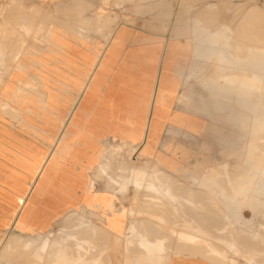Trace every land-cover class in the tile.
<instances>
[{
  "label": "rangeland",
  "instance_id": "rangeland-1",
  "mask_svg": "<svg viewBox=\"0 0 264 264\" xmlns=\"http://www.w3.org/2000/svg\"><path fill=\"white\" fill-rule=\"evenodd\" d=\"M216 4H220L221 9L225 7L228 13H226L225 8L221 10ZM236 5L241 8H237ZM226 6H229V9ZM216 7L219 8H217V12H215ZM232 10H234V13H231ZM235 11L238 13L236 14ZM163 13H168V15L163 16ZM223 13L225 16L222 15ZM128 23L134 28H144L161 34L160 36L164 38V45L166 44L167 51L170 53L189 49L188 46L186 48L181 47L177 42H171V40L188 42L192 53V65L187 71V78L190 81L185 82L184 93L190 95V98L186 99L182 96L178 102L182 103V100L185 99L187 102L184 107L192 102V110L195 107V110L200 112L196 111V114L204 124L205 129L202 151L197 156L193 166L191 165L188 171L185 172L195 173V175L191 178H182V181L166 174L169 172L162 169L159 164L150 162V159L144 157L143 162L141 161L142 165L138 167L140 171L132 174L130 159L134 149L127 155L126 161L128 163H125L126 148L119 145L109 147L111 155L104 158L99 169L104 171L110 163L109 160L116 157L119 173L129 172L128 176L121 178L116 183L115 192L123 195L131 190L134 193L130 201L132 207L129 212V223L124 244L128 254L135 245H137L138 253L143 254V257L140 258L126 257V264H165L167 259L164 256L168 254L170 248L168 244L172 240L176 241V244L178 242L177 248L183 249L187 246V250L195 249L196 258L206 264H263L264 175H261V169L264 166V127L256 130L254 125H256L255 123H262L261 125L264 126V70L259 71L260 67L264 66V0H0V42L2 47L0 50V85H4V79L10 73L18 70L21 72L27 71L28 67L24 60L27 55L33 54L35 56L33 60H30L31 63L28 61L31 65L41 60L39 57L42 55L44 48L52 45V42L48 41V37L61 32L55 27H70L76 30L78 26L83 32L81 33L83 37L91 38L93 34L97 35L98 33L101 37L104 36L105 26H118L117 28L113 26L109 30L108 40L117 33L119 25H128ZM43 39L45 40L43 41ZM171 46L176 47V49L170 50ZM243 58H246V60H243ZM252 58H254V62L251 61ZM254 65L259 69L253 68ZM218 74H221L219 79H217ZM252 75L258 76L261 83ZM232 77L234 80H229ZM204 85L219 87L222 90L220 93L223 97L220 101L223 113L214 112L212 117L201 113L198 108L201 99L197 96L204 100L209 99L210 96L208 88ZM22 95L24 94L18 91L14 94L16 99L14 96L8 98L5 95V90H0L1 108L6 111L8 109L7 102L9 101L16 104L18 112L16 113L15 126L27 133H32L31 136H43L41 131L34 132L33 126L35 121H40L38 125L42 127L44 122H47L48 115L40 114L39 116L36 113H21L20 105H24L28 101V98H24ZM40 104L44 105L43 102ZM55 104L59 105V102ZM76 104L77 100L73 101V109L69 113L67 123L62 125V129L56 136L57 142L62 137H76L73 131L74 124L70 125L74 105ZM235 115L238 118L242 117L244 125L240 123L231 124L235 121ZM68 126L71 127L67 130ZM6 134L7 132L0 124V138L3 139ZM16 148L23 150L25 154L27 153L26 147ZM4 149L7 150V147L0 148V154H3ZM13 154L17 156L15 153ZM4 156L11 159L6 155ZM22 160L21 158L19 161H13L12 163L28 173H33L29 170L34 164L35 168L41 165L40 161H36L32 165V163L29 164L27 161L23 160V162ZM44 163L42 162V166H44ZM55 164L56 162H52L50 173H54ZM2 168L0 167V193L14 194L16 188L24 183V176L17 171H7ZM252 169L257 170L256 184L252 187L254 192L249 193L247 190L245 194L243 193L244 197L241 199L237 195L238 193H235L237 191L236 187H240L245 180H243L244 175L250 173ZM150 185H153L154 188H150ZM189 185L195 191L192 192L193 189L189 188ZM179 187L182 188V191ZM185 189L189 193H184L186 192ZM149 191L152 192V195H148ZM178 193L185 195H179ZM234 197L237 200L235 204L231 202ZM22 198L19 203L23 200ZM210 198L211 203H209ZM18 204L13 209L9 208L8 210L3 205L0 207L5 226L14 217ZM135 205L137 208H135ZM170 207L174 210L172 209V211ZM79 216L76 211H72L64 217L63 224L57 225L56 229L37 238L40 239V242L37 239L17 242L15 241L16 238L11 236L13 233L12 227L8 226L6 234L9 236L7 242L4 243L6 244L5 248L11 247L12 249L13 247L17 248V245L24 246L26 244L28 246L25 250L27 253L34 249L29 254V262L25 261L24 264H57V261L58 264H105L104 259H101L102 254L97 252V247L92 240L95 236H98L96 233L98 234L100 230L98 231L97 228L94 230L93 223L87 221V219L82 221V216L78 220L80 222H76L75 218ZM90 217L95 218L92 215ZM66 218H69V220L65 221ZM71 218L72 220H70ZM142 218L143 221H141ZM144 219H146V222ZM207 220L209 223H207ZM147 223H151L157 228H154L151 224L149 226ZM70 225H72V230ZM66 228H70L69 232ZM146 228L151 229L150 233H154L158 229L159 232H155L158 237L156 235L154 237V234L151 235ZM73 229L78 232L73 231ZM79 232L81 239L78 236ZM161 232L165 237L160 238ZM165 233L171 236L168 237ZM54 235L55 237H53ZM85 236H89L87 237L89 239H85ZM150 236L154 238L152 237V239ZM171 237L175 239L171 240ZM182 242H185L186 245L184 246ZM70 243L72 244L70 245ZM26 245L25 247H27ZM180 245H183V248ZM42 248H45V250ZM66 248L67 250H65ZM50 250L53 252L50 253ZM90 251L93 256L90 255ZM54 253L55 255L51 257V254ZM73 253H75V256ZM47 256L48 259H45Z\"/></svg>",
  "mask_w": 264,
  "mask_h": 264
},
{
  "label": "crops",
  "instance_id": "crops-1",
  "mask_svg": "<svg viewBox=\"0 0 264 264\" xmlns=\"http://www.w3.org/2000/svg\"><path fill=\"white\" fill-rule=\"evenodd\" d=\"M113 26H105L104 36L98 33L91 38L83 37L78 26L76 30L55 27L61 31L57 35L59 39L44 48L41 60L32 65L27 63L26 72L10 73L4 85H0L8 98L21 91L22 97L29 102L32 100V103L20 105L21 113L48 115L42 127L38 125L40 121H35L33 126L34 132L41 131L43 136H31L15 126L16 104L7 102L6 111L0 106V124L7 132L3 139L0 138V148L7 147L0 154V167L22 174L27 188L7 226L0 211V264H24L30 259L20 245L17 249L5 248L8 226L12 227L11 236L15 241H32L56 229L72 211L82 216V221L87 219L97 225L101 233L92 240L105 264H126V257H143L137 245L128 254L124 244L134 193L131 190L123 195L115 192L116 183L129 173H119L116 157L109 160L104 171L99 169L104 158L111 155L110 146L126 148L125 163L132 149L139 148L142 162L143 157L153 159L173 178L181 180L195 175L185 172L202 151L205 126L197 117V110L184 107L185 99L178 102L182 96L190 98L184 93L185 82L190 81L187 71L192 65L188 42L171 40L189 49L165 53L161 34L134 28L129 23L119 25L117 33L107 40ZM212 94L209 93V99H217L215 110L201 112L209 117L214 112L223 113L220 101L223 95ZM75 100L78 101L70 125L74 124L76 137H62L57 142L56 136L67 123ZM57 102L59 105L55 104ZM234 123L243 124L242 117L235 115L231 124ZM16 147H26L27 153ZM21 158L32 165L40 161L41 165L35 168L34 164L29 170L33 173H28L12 163ZM52 162H56L54 173H50ZM256 171L252 169L246 173L243 183L236 187L239 198L243 199L247 190L254 192ZM188 187L195 191L190 185ZM231 202L235 204L236 197ZM80 216L76 217V222H80ZM168 246L165 264H206L196 258L195 249L177 248L175 241Z\"/></svg>",
  "mask_w": 264,
  "mask_h": 264
},
{
  "label": "bare ground",
  "instance_id": "bare-ground-1",
  "mask_svg": "<svg viewBox=\"0 0 264 264\" xmlns=\"http://www.w3.org/2000/svg\"><path fill=\"white\" fill-rule=\"evenodd\" d=\"M71 1V0H70ZM82 2V1H81ZM222 2L220 1V4H221ZM219 4V5H220ZM217 5V4H216ZM219 5H217L218 7H219ZM222 5V4H221ZM227 5H230V4H227ZM235 5V4H234ZM237 6V8L239 7L238 5H236ZM252 6V5H251ZM216 7V11L215 12H217V10L220 8L221 9V7ZM227 7V9H229V6H226ZM233 7V6H232ZM218 8V9H217ZM223 8H225V7H223ZM222 8V9H223ZM239 8H241V7H239ZM221 9V10H222ZM231 9H233V8H231ZM235 9H236V7H235ZM244 9V8H243ZM251 9V8H250ZM254 9V8H253ZM252 9V10H253ZM220 10V11H221ZM252 10H249V11H252ZM254 10H256V9H254ZM219 11V12H220ZM225 11H226V8H225ZM234 10H232V12L231 13H234L233 12ZM238 12H239V9L237 10ZM68 12V11H67ZM214 12V13H215ZM238 12H236L235 11V13L237 14ZM242 12H243V10H242ZM213 13V12H212ZM226 13H228L227 11H226ZM250 13V12H249ZM252 13H254V12H252ZM255 14V13H254ZM214 15V14H213ZM222 15H224V13L222 14ZM202 16V15H201ZM225 16V15H224ZM252 16V15H251ZM253 16H255V15H253ZM223 17V16H222ZM240 18V17H239ZM241 19V18H240ZM50 23V22H49ZM212 24V23H211ZM210 24V25H211ZM255 24V23H254ZM200 25V24H199ZM221 28V27H220ZM44 30V29H43ZM50 30V29H49ZM48 30V31H49ZM222 30V29H221ZM37 31V30H36ZM44 32V31H43ZM225 32V31H224ZM226 33V32H225ZM41 34V33H40ZM168 34V33H167ZM227 34V33H226ZM245 34V33H244ZM58 34L57 33H54V34H52V35H50L49 37H48V41H51L52 43H53V40L55 41V40H57L58 41V36H57ZM108 35V34H107ZM228 35V34H227ZM36 36V35H35ZM41 37V36H40ZM46 37V36H45ZM43 38V37H42ZM56 38V39H55ZM167 38V37H166ZM228 38V37H227ZM229 39V38H228ZM45 39H43V41H44ZM230 40H232L231 38H230ZM39 41V40H38ZM251 42V41H250ZM44 45H45V43H44ZM214 45H216V44H214ZM50 46V45H49ZM41 47V46H40ZM231 47V46H230ZM234 44H233V49H234ZM46 48V47H45ZM164 51L166 52L167 50H168V48H167V46H166V44L164 45ZM245 48V47H244ZM176 49V47H172L171 46V48H170V50H175ZM28 50V49H27ZM26 50V51H27ZM39 51V50H38ZM28 52H30V51H28ZM27 52V53H28ZM37 52V51H36ZM35 52V53H36ZM207 52V51H206ZM26 53V54H27ZM34 53V54H35ZM39 53V52H38ZM203 53H204V51H203ZM25 53L23 52V55H24ZM42 54V53H41ZM165 54V53H164ZM163 54V55H164ZM233 54H235V53H233ZM22 55V54H21ZM36 55V54H35ZM239 55V54H238ZM38 56V55H37ZM241 56V55H240ZM22 57V56H21ZM24 57V56H23ZM22 57V58H23ZM34 55L32 54V55H27L26 57H24V60H25V63L27 64L28 63V61L31 63L32 61H30V60H33L34 59ZM245 57V56H244ZM19 59H21V58H19ZM239 60V59H238ZM241 60V59H240ZM243 60H246V58L244 59L243 58ZM20 61V60H19ZM36 61H38V60H36ZM251 61L252 62H254V58H252L251 59ZM18 63V62H17ZM23 65V64H22ZM31 65V64H30ZM209 65V64H208ZM259 65H261V64H259ZM19 66V65H18ZM21 66V65H20ZM31 67V66H30ZM253 68H257V69H259V67H255V65L253 66ZM2 69V68H1ZM159 69H161V68H159ZM27 70V69H26ZM121 70V69H120ZM264 70V66L262 65L261 67H260V69H259V71H263ZM19 71V70H18ZM167 72V71H166ZM216 73V72H215ZM132 74H133V72H132ZM136 74V73H135ZM158 74V73H157ZM164 74V73H163ZM238 74H240V73H238ZM121 75H122V73H121ZM225 75V74H224ZM236 75V74H235ZM241 75V74H240ZM163 76V75H162ZM248 76V75H247ZM253 76V78H255L256 80H258V76H256V75H252ZM221 77V74H218L217 75V79H219ZM163 78V77H162ZM161 79V78H160ZM119 80V79H118ZM157 80V79H156ZM164 80V79H163ZM168 80V79H167ZM229 80H234V78L232 77L231 79H229ZM171 81V80H170ZM259 81V80H258ZM257 82V81H256ZM260 82V81H259ZM258 82V83H259ZM126 83V82H125ZM261 83V82H260ZM156 84V83H155ZM164 84V83H163ZM166 85V84H165ZM132 86V85H131ZM144 87V86H143ZM165 87V86H164ZM169 87V86H168ZM205 87H207L208 89H209V91L210 92H212L213 94L212 95H220V92L222 91L219 87H213V86H209V85H206ZM157 89V88H156ZM158 90V89H157ZM163 91V90H162ZM20 92V91H19ZM92 92V91H91ZM88 95V94H87ZM86 95V96H87ZM14 96V95H13ZM211 96V95H210ZM15 97V96H14ZM84 97V96H83ZM119 98V97H118ZM15 99H16V97H15ZM153 99V98H152ZM158 99H159V97H158ZM157 99V100H158ZM92 100V99H91ZM118 100V99H117ZM119 100H121V99H119ZM78 101V100H77ZM163 101V100H162ZM15 103H16V101H15ZM29 103H32V100L29 102V99H28V101L25 103V105H27V104H29ZM87 103V102H86ZM85 103V104H86ZM89 103V102H88ZM103 103V102H102ZM35 105V104H34ZM89 105V104H88ZM93 105V104H92ZM144 105V104H143ZM167 105V104H166ZM75 106V105H74ZM91 106V105H90ZM147 106V105H146ZM157 106V105H156ZM216 100L214 99H206V100H201V102H200V106L198 107L199 109H200V111L201 112H209V111H212V110H215V108H216ZM151 107V106H150ZM164 107V106H163ZM188 107H191L192 108V102L190 103V104H188V106H186L185 108H188ZM89 108V107H88ZM163 109H165V108H163ZM167 109V108H166ZM183 109V108H182ZM194 109V111H195V107L193 108ZM259 109V108H258ZM19 110V109H18ZM91 110V109H90ZM89 110V111H90ZM157 110H161V108L160 109H157ZM18 112V111H17ZM150 112V111H149ZM154 112V111H153ZM164 112V111H163ZM258 112V111H257ZM100 113V112H99ZM161 113V115H162V112H160ZM158 114V116H159V113H157ZM157 114H153V115H157ZM168 114V113H167ZM97 115V114H96ZM101 115V114H100ZM39 116H40V114H39ZM17 117H18V115H17ZM93 117H95V116H93ZM102 117V116H101ZM157 117V116H156ZM160 117V116H159ZM163 117V116H162ZM155 118V117H154ZM153 118V119H154ZM136 119V118H135ZM97 120V119H96ZM20 121V120H19ZM91 122H92V120H90ZM99 121V120H98ZM97 121V122H98ZM157 121V120H156ZM259 121V120H258ZM76 122V121H75ZM263 122V121H262ZM93 123V122H92ZM99 123V122H98ZM102 123V122H101ZM157 123V122H156ZM17 124H18V122H17ZM103 124V123H102ZM256 125H254V129H256V130H258V129H261V128H263L264 126L263 125H261L260 123L259 124H257V123H255ZM20 125V124H19ZM96 125H98L97 123H96ZM139 125V124H138ZM149 125V124H148ZM25 126V125H24ZM99 126V125H98ZM103 126H104V124H103ZM136 126V125H135ZM18 128V127H17ZM147 128V127H146ZM153 128V127H152ZM62 129V128H61ZM133 129V128H132ZM151 129V128H150ZM159 129V128H158ZM148 130V129H147ZM29 132V131H28ZM31 132V131H30ZM159 132V131H158ZM38 133V132H37ZM138 133V132H137ZM141 133V132H140ZM32 134V133H31ZM139 134V133H138ZM147 134V133H146ZM154 134V133H153ZM33 135V134H32ZM141 135V134H140ZM122 136V135H121ZM137 136V135H136ZM139 136V135H138ZM150 136V135H149ZM151 138V137H150ZM147 139V138H146ZM152 139V138H151ZM145 140V139H144ZM144 142V141H143ZM149 143V142H148ZM147 143V144H148ZM141 145V144H140ZM150 146V145H149ZM260 146H262V145H260ZM114 147V146H113ZM139 147V146H138ZM137 147V148H138ZM143 148V147H142ZM139 149V148H138ZM138 149H134V151H133V154H131V159H130V157H129V159L131 160V172H132V174L133 173H138L139 171H140V169L138 168L140 165H142L141 163V156H140V154L138 153ZM264 149V148H263ZM150 150V149H149ZM142 151V150H141ZM147 152V151H146ZM103 157V156H102ZM153 157V156H152ZM23 161V160H22ZM150 162H154L155 164L157 163L156 161H154L153 159H150L149 160ZM24 162V161H23ZM22 162V163H23ZM39 163V162H38ZM128 163V162H127ZM19 164V163H18ZM158 164V163H157ZM102 165V164H101ZM120 167V166H119ZM122 168V167H121ZM141 168H143V167H141ZM123 171V170H122ZM148 171V170H147ZM150 171V170H149ZM153 171V170H152ZM211 171V170H210ZM16 172V171H15ZM125 172V171H124ZM151 172V171H150ZM154 172V171H153ZM152 172V173H153ZM155 172H156V170H155ZM129 173V172H128ZM261 173L264 175V166L262 167V169H261ZM1 174V173H0ZM13 174H16V173H13ZM151 174V173H150ZM17 175V174H16ZM148 175V174H147ZM151 175H153V174H151ZM126 176V175H125ZM132 176V175H131ZM18 177V176H17ZM11 178H13V177H11ZM94 178V177H93ZM96 178V177H95ZM137 178V177H136ZM105 180V179H104ZM115 180V179H114ZM164 180V179H163ZM162 180V182H164ZM171 180V179H170ZM11 181V180H10ZM130 181H134V180H130ZM138 181V180H137ZM143 181V180H142ZM106 182V181H105ZM110 182V181H109ZM136 182V181H135ZM104 183V182H103ZM138 183V182H137ZM180 183V182H179ZM12 184V183H11ZM132 184V183H131ZM139 184H140V182H139ZM147 184V183H146ZM177 185H179L178 183H176ZM175 184V185H176ZM114 186V185H113ZM139 186V185H138ZM144 186V185H143ZM171 186V185H170ZM12 187V186H11ZM137 187V186H136ZM173 187V186H172ZM176 187V186H175ZM183 187V186H182ZM185 187V186H184ZM183 187V188H184ZM187 187V186H186ZM185 187V188H186ZM148 188V187H147ZM150 188H154V186L153 185H150ZM180 189H181V191H182V188L181 187H179ZM188 188V187H187ZM233 188H235V187H233ZM137 189V188H136ZM173 189V188H172ZM171 189V190H172ZM175 189H177V188H175ZM15 190V189H14ZM26 190H27V188H26V185L24 184V183H22V184H20L17 188H16V191L14 192V194H6V192L5 193H0V207H2V205L4 206V207H6V209L8 210L9 208H14L18 203H19V201H20V199L23 197V195L26 193ZM233 190V189H232ZM138 191V190H137ZM148 191V190H147ZM146 191V192H147ZM154 191V190H153ZM175 191V190H174ZM180 191V192H181ZM185 191L186 192H184V193H187L188 191L185 189ZM192 192H193V190H191ZM8 192V191H7ZM150 192V191H149ZM159 192V191H158ZM176 192V191H175ZM179 192V191H178ZM145 193V192H144ZM152 192H150L148 195H152L151 194ZM189 193V192H188ZM147 194V193H146ZM156 194V193H155ZM159 194V193H158ZM162 194V193H161ZM173 194V193H172ZM175 194V193H174ZM177 194V193H176ZM179 194V193H178ZM147 195V196H148ZM160 195V194H159ZM179 195H185V194H179ZM144 196H146V195H144ZM155 196V195H154ZM164 196V195H163ZM176 196V195H175ZM157 197V196H156ZM181 197V196H180ZM184 197H186V196H184ZM153 198H155V197H153ZM163 198V197H162ZM199 198V197H198ZM208 198V197H207ZM145 199V198H144ZM147 199V198H146ZM158 199H159V197H158ZM185 199V198H184ZM189 199H190V197H189ZM197 199V198H196ZM153 201H154V199H152ZM161 200H163V199H161ZM191 200H193V199H191ZM140 201V200H139ZM148 201H150V200H148ZM164 201V200H163ZM211 201V198H210V200H209V203H211L210 202ZM156 202H158L157 200H156ZM168 202V201H167ZM170 202H172V201H170ZM160 203V202H159ZM182 203H184V202H182ZM132 204V203H131ZM134 204V203H133ZM179 204H180V202H179ZM175 205V204H174ZM177 205V204H176ZM135 207H136V205H135ZM169 208V207H168ZM171 208V210L173 209L172 207H170ZM183 208V207H182ZM187 208H188V206H187ZM215 208V207H214ZM218 208V207H217ZM222 208V207H221ZM177 209V208H176ZM175 209V210H176ZM179 209V208H178ZM134 210H135V208H134ZM163 210V209H162ZM167 210H169V209H167ZM174 210V209H173ZM172 210V211H173ZM181 210V209H180ZM179 210V211H180ZM133 211V210H132ZM152 211V210H151ZM171 211V212H172ZM184 211V210H183ZM219 211V210H218ZM221 211H223V210H221ZM134 212V211H133ZM163 212V211H162ZM170 212V213H171ZM168 213V212H167ZM173 213V212H172ZM171 213V214H172ZM187 213V212H186ZM191 213V212H190ZM158 214V213H157ZM165 214V213H164ZM174 214V213H173ZM176 214V213H175ZM168 215H170V214H168ZM216 215V214H215ZM219 216H220V214H218ZM74 216V215H73ZM72 216V217H73ZM90 216V215H89ZM167 216V215H166ZM177 216V215H176ZM188 216V215H187ZM75 218V217H74ZM73 218V219H74ZM78 218V217H77ZM135 218V217H134ZM69 220V218H66V220L65 221H68ZM143 219V218H142ZM164 219H166V218H164ZM168 219H169V216H168ZM171 219V218H170ZM70 220H72V218L70 219ZM75 220H76V218H75ZM146 220V219H145ZM144 220V221H145ZM177 220V219H176ZM264 220V219H263ZM141 221H143V220H141ZM152 221V220H151ZM168 222H169V220H167ZM196 221V220H195ZM72 222V221H71ZM146 222V221H145ZM149 222V221H148ZM132 223H134L133 221H132ZM138 223H140V222H138ZM199 223V222H198ZM207 223H209L208 222V220H207ZM61 224H63V223H61ZM77 224V223H76ZM92 224V223H91ZM142 224H143V222H142ZM146 224V223H145ZM148 224V223H147ZM150 224L151 223H149L148 225L150 226ZM197 224V223H196ZM141 225V224H140ZM63 226V225H62ZM92 226H94L93 224H92ZM96 226L97 225H95L94 227H95V229L94 230H96ZM136 226V225H135ZM151 226H153L154 227V225H152L151 224ZM201 226V225H200ZM211 226V225H210ZM222 226V225H221ZM64 227V226H63ZM75 226H74V224H73V228H74ZM94 227H91L92 229L94 228ZM138 227V226H137ZM145 227H147V226H145ZM153 227H152V229H153ZM160 227V226H159ZM173 227V226H172ZM213 227V226H212ZM262 227H263V229H264V225H262ZM65 228V227H64ZM68 228V227H67ZM66 228V229H67ZM70 228H71V230H72V226H70ZM77 228H78V226H77ZM76 228V230H78ZM139 228V227H138ZM148 228V227H147ZM146 228V229H147ZM154 228H157V227H154ZM60 229H62V228H60ZM75 229V228H74ZM73 229V231H75V232H78V231H76V230H74ZM97 229H98V227H97ZM137 229V228H136ZM140 229H141V227H140ZM140 229H138L139 231H141ZM162 229V228H161ZM176 229V228H175ZM207 229V228H206ZM222 229V228H221ZM71 230H70V232H71ZM147 230H149L148 232L150 233V230L151 229H147ZM155 230V229H154ZM164 230H165V228H164ZM63 231V230H62ZM64 231H65V229H64ZM68 231V230H67ZM73 231H72V233H73ZM88 231V230H87ZM86 231V232H87ZM91 231H93V230H91ZM156 231H158V229H156ZM156 231H154V233H150L151 235H153L154 234V237H155V235H156ZM8 232V231H7ZM57 232V231H56ZM66 232V231H65ZM69 232V231H68ZM81 232V231H80ZM80 232L78 233V236H80V238L79 239H81V234H80ZM83 232H85V231H83ZM85 232V233H86ZM100 232V231H99ZM98 232V233H99ZM103 232V231H102ZM159 232V231H158ZM168 232V231H167ZM166 232V233H167ZM58 233V232H57ZM88 233H90V234H92L91 232H88ZM95 233V232H94ZM145 233H146V231H145ZM162 233V232H161ZM166 233H165V235H166ZM260 233V232H259ZM56 234V233H55ZM80 234V235H79ZM90 234H88L89 236H90ZM228 234V233H227ZM46 235V234H45ZM57 235V234H56ZM59 235V234H58ZM83 235H85V234H83ZM96 235H98L97 233H96ZM168 235V237H169V235L170 234H167ZM166 235V236H167ZM215 235V234H214ZM89 236H87V237H89ZM171 236V235H170ZM190 236V235H189ZM225 236V235H224ZM227 236V235H226ZM53 237H55V235L53 236ZM63 237H65V236H63ZM86 236H85V239L87 238ZM97 236H95V238H96ZM151 237V236H150ZM153 237V236H152ZM151 237V238H152ZM153 237V238H154ZM156 237H158L157 235H156ZM162 237H165L164 235H163V233L161 234V237L160 238H162ZM167 237V238H168ZM220 237H221V235H220ZM263 237V236H262ZM42 238H44V237H42ZM45 238H46V236H45ZM56 238H57V236H56ZM83 238V237H82ZM91 238H92V236H91ZM94 238V237H93ZM94 238V239H95ZM150 238V239H151ZM152 238V239H153ZM174 237H171V240L173 239ZM47 239H48V237H47ZM87 239H89V238H87ZM101 239V238H100ZM175 239V238H174ZM177 239H178V237H177ZM183 239V238H182ZM190 239V238H189ZM38 240V242H40V239H37ZM42 240V239H41ZM46 240V239H45ZM54 240V239H53ZM58 240V239H57ZM96 240V239H95ZM179 240H181V239H179ZM184 240V239H183ZM43 241V240H42ZM41 241V242H42ZM99 241V240H98ZM152 241V240H151ZM173 241V240H172ZM171 241V242H172ZM49 242V241H48ZM47 242V243H48ZM168 242H169V239H168ZM170 242V243H171ZM176 242V241H175ZM260 242V241H259ZM6 243V242H5ZM54 243H55V241H54ZM73 243V242H72ZM72 243H70V245L72 244ZM183 243V242H182ZM185 243V242H184ZM183 243V245L185 246L186 245V243L184 244ZM38 244V243H37ZM37 244H35V245H37ZM49 244V243H48ZM165 244V243H164ZM177 244H178V242H177ZM6 245V244H5ZM26 245V244H25ZM25 245L23 246V245H21V246H23V248H25L24 250H26L27 248H28V246L27 247H25ZM31 245V244H30ZM40 245H41V243H40ZM39 245V246H40ZM103 245V244H102ZM167 245V244H166ZM169 245V244H168ZM179 245V244H178ZM183 245H180V246H182V248H183ZM243 245V244H242ZM259 245V244H258ZM14 246V245H13ZM45 246V245H44ZM51 246V245H50ZM175 246V245H174ZM179 246V247H180ZM262 246V245H261ZM35 247H37V246H35ZM53 247V246H52ZM61 247H63V246H61ZM65 247V246H64ZM163 247V246H162ZM166 247V246H165ZM199 247V246H198ZM264 247V246H263ZM33 248V247H32ZM50 248V247H49ZM86 248V247H85ZM167 248V247H166ZM186 249H187V246L185 247ZM17 249V248H16ZM42 249H44L45 250V248H42ZM99 249V248H98ZM103 249V248H102ZM137 249V248H136ZM177 249V248H176ZM175 249V250H176ZM261 249V248H260ZM34 249H31V251H30V253H32V251H33ZM65 250H67V248L65 249ZM129 250H130V248H129ZM142 250V249H141ZM251 250V249H250ZM258 250H259V248H258ZM51 251V250H50ZM56 251V250H55ZM164 251V249L162 250V252ZM41 252V251H40ZM46 252V251H45ZM49 252V251H48ZM53 251H51L50 253H52ZM89 252V251H88ZM167 252V251H166ZM196 252V251H195ZM27 253V252H26ZM30 253H27V256L30 254ZM50 253H48V254H50ZM61 253V252H60ZM59 253V254H60ZM92 252L90 251V255L91 256H93L92 254H91ZM165 253V252H164ZM176 253V252H175ZM251 253V252H250ZM25 254V253H24ZM34 254V253H33ZM36 254V253H35ZM74 254V256H75V253H73ZM47 255V254H46ZM52 256L51 257H53V255H55V253L54 254H51ZM87 255V254H86ZM165 255V254H164ZM173 255V254H172ZM255 255V254H254ZM33 256V255H32ZM37 256V255H36ZM35 256V257H36ZM56 256H58V255H56ZM55 256V257H56ZM94 256H96V255H94ZM34 257V256H33ZM43 257V256H42ZM50 257V256H49ZM68 257V256H67ZM97 257V256H96ZM63 258V257H62ZM89 258V257H88ZM87 258V259H88ZM101 258V257H100ZM214 258V257H213ZM36 259V258H35ZM45 259H48V256H47V258L45 257ZM56 259V258H55ZM68 259V258H67ZM101 259H103V258H101ZM216 259V258H215ZM58 260V259H57ZM106 260V259H105ZM219 260V259H218ZM44 261V260H43ZM59 261H60V259H59ZM74 261V260H73ZM103 261V260H102ZM223 261V260H222ZM221 261V262H222ZM261 261V260H260ZM29 262V261H28ZM48 262V261H47ZM53 262V261H52ZM61 262V261H60ZM99 262H101L100 260H99ZM218 262H220V261H218ZM262 262V261H261ZM31 263V262H30ZM62 263V262H61ZM16 264V263H15ZM49 264V263H48ZM57 264H58V261H57ZM223 264V263H222ZM264 264V263H263Z\"/></svg>",
  "mask_w": 264,
  "mask_h": 264
}]
</instances>
